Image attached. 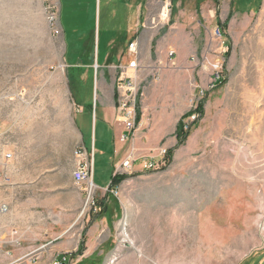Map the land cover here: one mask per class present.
<instances>
[{"label": "rangeland", "instance_id": "obj_1", "mask_svg": "<svg viewBox=\"0 0 264 264\" xmlns=\"http://www.w3.org/2000/svg\"><path fill=\"white\" fill-rule=\"evenodd\" d=\"M163 4L146 25L156 52L140 56L137 43L133 75L139 124L170 155L162 169L116 171L125 178L110 186L98 97L113 89L97 88L96 101L94 68L83 71L102 61L106 35L128 47L125 20L108 23L101 3L98 37L99 3H76L63 18L82 32L62 40L42 0H0V236L33 246L24 264L61 253L70 264H264V0H181L168 17ZM132 58L125 49L120 62ZM79 133L90 193L71 176Z\"/></svg>", "mask_w": 264, "mask_h": 264}, {"label": "crops", "instance_id": "obj_2", "mask_svg": "<svg viewBox=\"0 0 264 264\" xmlns=\"http://www.w3.org/2000/svg\"><path fill=\"white\" fill-rule=\"evenodd\" d=\"M168 1V0H165ZM164 1V2H165ZM160 0H56L58 6V27L60 29L59 37L63 40L67 33L75 34L77 32H82L76 25H73L69 14H66V18H63V9L70 12L76 3H99L98 8V37H99V23H100V4H104L105 16L108 23H112L118 18V16L125 20L126 28L125 33L127 36V45L130 41H135L140 46V56L146 57L147 55L151 57L156 51L154 49V38L156 36L155 27L146 25L155 24L158 15L155 14L153 3H164ZM170 3H181V0H170ZM93 23L95 22V5H93ZM74 17V16H73ZM94 29V28H93ZM113 28H104V32L110 33ZM121 39L115 35H106L104 42V53L101 62L94 61L91 59L90 64L86 66L83 71L84 74L88 72L87 69L93 67L95 72V99L98 101L100 99V116L101 121L104 125L111 128L113 143H112V158H113V171L112 175L116 172V167L119 163L128 156H133L136 158L133 168L134 170H139L140 160L138 159L143 155H151L158 148V142L153 140L151 136L145 134L143 131L140 119L137 122V128L135 131L125 140H121L120 137L124 132V127L116 122V109H115V99H114V89H115V77L119 70V66L124 65L120 62V57L127 46L115 44L114 41ZM99 40V38H98ZM64 49V46H63ZM66 50V47H65ZM73 54L79 55V49L72 48ZM161 50V48H159ZM66 55L63 52V57ZM64 65H68L64 63ZM74 67H78L77 63L71 64ZM97 67L99 69H97ZM98 70V76H97ZM114 74V77H113ZM98 77V78H97ZM114 78V79H113ZM97 81V83H96ZM111 87L113 89L110 97L102 100L101 97H96V89ZM76 104V103H75ZM79 113L84 110L82 105L76 104ZM80 134V133H79ZM145 136V137H143ZM81 144L85 147L84 138L80 134ZM102 143V142H101ZM86 148V147H85ZM93 150V149H92ZM101 151V150H100ZM2 184L0 182V190ZM3 218V214H0V219ZM15 233H17L15 231ZM5 238V239H3ZM15 238V239H14ZM9 235L8 231L2 236H0V264H24L23 259L34 252V248L30 244H23L20 237H14ZM64 255H57L55 258L63 259ZM69 258L66 260L68 263Z\"/></svg>", "mask_w": 264, "mask_h": 264}, {"label": "built area", "instance_id": "obj_3", "mask_svg": "<svg viewBox=\"0 0 264 264\" xmlns=\"http://www.w3.org/2000/svg\"><path fill=\"white\" fill-rule=\"evenodd\" d=\"M44 3V10L46 18L50 27L52 34L58 36L60 34V29L58 27V6L56 0H42ZM170 3L165 1L160 15L163 17H168ZM214 34L216 37L221 38L223 36L222 27L216 26L214 29ZM129 54H133L132 60L124 65L119 66V70L115 77V109L118 121L123 124L124 132L120 139H127L137 128V107L138 104V88L134 81V72L139 68L137 59V44L135 41H130L127 47ZM76 157L78 158V166L73 169L71 176L76 184L85 183L87 191L89 193L93 191L96 185L92 182V166L87 160L86 149L80 146L76 152ZM7 158L10 154L5 155ZM140 160V170L152 171L157 169H162L167 162V148L159 147L151 155H143L138 158ZM136 158L133 156H128L123 159L119 165L116 167L118 172H131L134 171L133 165ZM3 210V208L1 209ZM52 264H70L66 262V259L54 260Z\"/></svg>", "mask_w": 264, "mask_h": 264}, {"label": "trees", "instance_id": "obj_4", "mask_svg": "<svg viewBox=\"0 0 264 264\" xmlns=\"http://www.w3.org/2000/svg\"><path fill=\"white\" fill-rule=\"evenodd\" d=\"M223 29V28H222ZM219 78H217L216 80H218ZM195 111L197 112V114H200L201 113V108L200 106H197L195 108ZM140 119V113H139V107H137V117H136V120L137 122L139 121ZM176 138L178 140V143L182 142L188 135V130L185 129L184 130V123H183V119H181L179 122H178V125H177V128H176ZM169 155H170V151H167V157L169 158ZM125 178L124 175H120V174H113L111 176V179H110V186H115L117 185L118 183H120L123 179Z\"/></svg>", "mask_w": 264, "mask_h": 264}]
</instances>
